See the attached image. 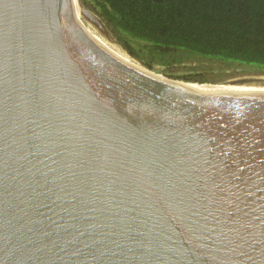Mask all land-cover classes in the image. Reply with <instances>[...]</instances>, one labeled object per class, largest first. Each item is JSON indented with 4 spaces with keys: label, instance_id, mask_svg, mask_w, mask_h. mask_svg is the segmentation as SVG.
Wrapping results in <instances>:
<instances>
[{
    "label": "water",
    "instance_id": "1",
    "mask_svg": "<svg viewBox=\"0 0 264 264\" xmlns=\"http://www.w3.org/2000/svg\"><path fill=\"white\" fill-rule=\"evenodd\" d=\"M123 53L80 0H0V264H264V75Z\"/></svg>",
    "mask_w": 264,
    "mask_h": 264
},
{
    "label": "trees",
    "instance_id": "2",
    "mask_svg": "<svg viewBox=\"0 0 264 264\" xmlns=\"http://www.w3.org/2000/svg\"><path fill=\"white\" fill-rule=\"evenodd\" d=\"M148 70L191 84L264 74V0H80Z\"/></svg>",
    "mask_w": 264,
    "mask_h": 264
},
{
    "label": "rangeland",
    "instance_id": "3",
    "mask_svg": "<svg viewBox=\"0 0 264 264\" xmlns=\"http://www.w3.org/2000/svg\"><path fill=\"white\" fill-rule=\"evenodd\" d=\"M81 20H82V22L90 29V31H92V33L95 35V36H97V35H99V34H101L100 32H99V30L97 29V28H95L94 26H91L90 24H88L86 21H84V19L81 17ZM92 29H91V28ZM95 29V30H94ZM112 36V35H111ZM114 39V38H113ZM118 45V44H117ZM119 46V45H118ZM119 48L121 49V51H124L120 46H119ZM136 61V60H135ZM144 67V66H143ZM145 68V67H144ZM145 69H147V68H145ZM148 70V69H147ZM159 69H157L156 68V70H148V71H150L151 73H153V74H156V75H160V76H162V77H165L163 74H161V73H159V71H158ZM262 75H264V74H262ZM166 78V77H165Z\"/></svg>",
    "mask_w": 264,
    "mask_h": 264
},
{
    "label": "bare ground",
    "instance_id": "4",
    "mask_svg": "<svg viewBox=\"0 0 264 264\" xmlns=\"http://www.w3.org/2000/svg\"><path fill=\"white\" fill-rule=\"evenodd\" d=\"M85 21V20H84ZM82 26L84 27V29L86 30V32L90 35V36H92L93 38L94 37H96L93 33H92V31H90V29L84 24V23H82ZM91 28V27H90ZM92 29V28H91ZM95 30V29H94ZM100 32V31H99ZM101 33V32H100ZM124 54V53H123ZM125 55V54H124ZM125 57L127 58V60H128V62L130 63V64H132L133 66H135V67H137L138 69H142L139 65H138V63L137 62H135L134 60H132V59H130L127 55H125Z\"/></svg>",
    "mask_w": 264,
    "mask_h": 264
}]
</instances>
